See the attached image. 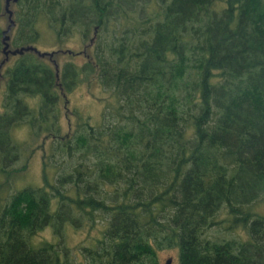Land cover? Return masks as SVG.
I'll return each mask as SVG.
<instances>
[{
    "label": "trees",
    "instance_id": "16d2710c",
    "mask_svg": "<svg viewBox=\"0 0 264 264\" xmlns=\"http://www.w3.org/2000/svg\"><path fill=\"white\" fill-rule=\"evenodd\" d=\"M12 7V47L54 50L75 35L90 52L58 69L34 51L4 63L0 264H73L64 233L98 219L102 235L83 247L92 264H159L162 247H177L180 264H264V0ZM94 77L101 118L75 111L65 131L69 94ZM20 124L27 138L15 137Z\"/></svg>",
    "mask_w": 264,
    "mask_h": 264
},
{
    "label": "rangeland",
    "instance_id": "374dc122",
    "mask_svg": "<svg viewBox=\"0 0 264 264\" xmlns=\"http://www.w3.org/2000/svg\"><path fill=\"white\" fill-rule=\"evenodd\" d=\"M4 22L7 25L8 20L5 18ZM89 44L90 42L84 41L81 36H68L65 43L54 46V50H58V53L55 54L54 58L59 64H61L66 59L78 60L80 62L85 61V57H87L88 52H90ZM37 46L41 50H53L50 49L51 47L42 46L39 44ZM69 49H72V51L69 52ZM79 51L81 53H79ZM46 57L50 61L52 60L49 56ZM8 62L9 61H7V63ZM4 67L5 64L0 67V112L3 107V99L6 91V78L2 74ZM102 95H104V93L97 85L96 79L94 77L80 84L69 94L67 107L64 106V102L62 100V104L64 106L62 113V124L64 130L66 131L71 123L76 120L75 111H81L83 114H90L93 119L99 120L104 108V100ZM14 135L18 139L27 138L29 136V127L26 124L17 125L14 128ZM42 139L43 137H40L38 142L35 141L34 145H38ZM42 154V147L38 145L35 153L33 154L34 156L31 161V167L28 172V179L37 182V184L42 182ZM22 160L23 158L21 161ZM256 207L260 211L264 212V202L257 204ZM85 221L86 223L82 227L73 228L72 226L64 233V238H66L63 241H67L68 245L70 246V256L73 264H92L83 247L84 245H92V241H94L96 237L102 235V229L105 225V222H103L101 219H98L94 225H90V220ZM223 232L225 234H229V231L225 228H223ZM45 236H49V232H40L37 235V238H42ZM158 258L159 264H180L179 249L177 247H162L158 251ZM169 259H171V262H168Z\"/></svg>",
    "mask_w": 264,
    "mask_h": 264
},
{
    "label": "water",
    "instance_id": "95a60500",
    "mask_svg": "<svg viewBox=\"0 0 264 264\" xmlns=\"http://www.w3.org/2000/svg\"><path fill=\"white\" fill-rule=\"evenodd\" d=\"M18 0H5V13L8 16L9 23L7 25V28L4 30V54L5 57L0 62V67L3 66V64L8 60L10 54H21L25 51H34L40 56H49L54 62H56V59L54 58L55 53H58V50H41L38 48V46L33 44L23 45L19 47H12L10 43V31L12 27L15 25L16 21L14 19V10L12 7L13 2H17ZM95 36L91 38V42L94 40ZM61 51V50H60ZM72 49H69V52H71ZM80 52V51H79ZM56 66L58 69V63L56 62ZM168 262H171V259L168 260Z\"/></svg>",
    "mask_w": 264,
    "mask_h": 264
}]
</instances>
